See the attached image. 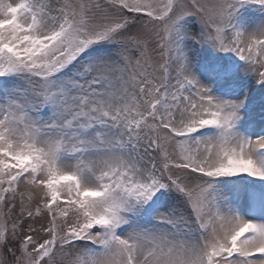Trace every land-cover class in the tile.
<instances>
[{
    "label": "snow or ice",
    "instance_id": "1",
    "mask_svg": "<svg viewBox=\"0 0 264 264\" xmlns=\"http://www.w3.org/2000/svg\"><path fill=\"white\" fill-rule=\"evenodd\" d=\"M0 264H264V0H0Z\"/></svg>",
    "mask_w": 264,
    "mask_h": 264
},
{
    "label": "rangeland",
    "instance_id": "2",
    "mask_svg": "<svg viewBox=\"0 0 264 264\" xmlns=\"http://www.w3.org/2000/svg\"><path fill=\"white\" fill-rule=\"evenodd\" d=\"M220 56H226V55H231V54H224V53H220L219 54ZM205 79V82H208L207 81V77L204 78ZM259 86H256V89H258Z\"/></svg>",
    "mask_w": 264,
    "mask_h": 264
}]
</instances>
